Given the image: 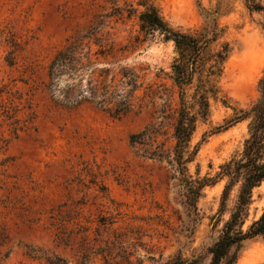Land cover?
Listing matches in <instances>:
<instances>
[{"label": "rangeland", "instance_id": "rangeland-1", "mask_svg": "<svg viewBox=\"0 0 264 264\" xmlns=\"http://www.w3.org/2000/svg\"><path fill=\"white\" fill-rule=\"evenodd\" d=\"M131 3L138 7L136 0H0V103L11 114L0 107V264H168L178 251L191 257L205 249L228 220L237 189L220 214L225 179L205 187L194 215L167 160L130 142L154 123L155 144L172 148L176 89L165 113L155 96L140 111L114 118L89 100L63 102L66 75L58 87L48 86V65L67 37L122 7V16L106 21L114 39L136 47L122 63L145 67V82L172 87L164 72L177 55L174 43L157 33L136 40L138 11L128 14ZM199 3L217 10L223 29L212 48L232 46L210 115L192 139L199 149L190 172L213 176L249 136L250 119L215 128L259 96L264 17L245 0H158L170 25L191 31L204 21ZM263 208L264 181L253 190L245 226ZM237 264H264V239L248 240Z\"/></svg>", "mask_w": 264, "mask_h": 264}, {"label": "trees", "instance_id": "trees-1", "mask_svg": "<svg viewBox=\"0 0 264 264\" xmlns=\"http://www.w3.org/2000/svg\"><path fill=\"white\" fill-rule=\"evenodd\" d=\"M245 3L250 11L261 12L264 17V4L261 1L245 0ZM136 4L138 7L129 4L128 9L129 15L138 11L139 35L136 40L157 33L162 39L174 43L177 55L170 72L161 69L170 79L172 87L164 83L155 86L156 82H145V67L122 63L125 55L136 47L117 41L113 38V32L106 29L108 18L123 15L125 8L122 7L100 14L99 21L92 22L85 31L67 37L48 65V86L58 87L59 81L66 75L70 80L60 89L63 102L80 104L89 100L114 118L140 111L155 96L163 99L160 111L165 113L173 108V89H176L178 101L174 111L177 118L172 148L167 149L165 141L155 144L159 128L154 123L132 133L131 144L140 145L144 155L167 160L183 188L189 212L194 215L198 214L197 203L204 195L206 186L225 179L220 214L227 209L232 190L236 188L237 193L230 216L219 236L191 257L184 256L181 251L176 252L168 264H237L248 240L255 237L264 239V208L258 218L245 226L253 190L264 181V75L258 81L257 99L248 108L235 110L224 125L215 128V131H221L238 121L250 119L249 136L241 153L232 155L222 163L213 176H201L199 172L193 175L189 163L195 159L199 147L192 145V139L198 124L206 121L210 115V101L218 94V81L232 46L229 42H223L217 50L212 48L223 37L215 9L205 8L199 3L204 21L200 29L191 31L170 25L161 13L158 0H136ZM101 63L104 65L101 66ZM188 89L192 92L188 93ZM140 90H143L141 96L138 94ZM0 107L3 114L10 118V110L2 103Z\"/></svg>", "mask_w": 264, "mask_h": 264}]
</instances>
